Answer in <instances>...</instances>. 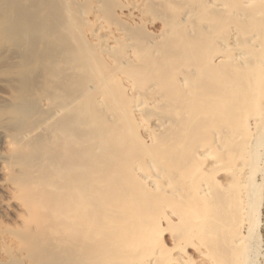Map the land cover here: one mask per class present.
<instances>
[{"label":"bare ground","instance_id":"obj_1","mask_svg":"<svg viewBox=\"0 0 264 264\" xmlns=\"http://www.w3.org/2000/svg\"><path fill=\"white\" fill-rule=\"evenodd\" d=\"M262 113L264 0H0V264H254Z\"/></svg>","mask_w":264,"mask_h":264},{"label":"rangeland","instance_id":"obj_2","mask_svg":"<svg viewBox=\"0 0 264 264\" xmlns=\"http://www.w3.org/2000/svg\"><path fill=\"white\" fill-rule=\"evenodd\" d=\"M155 29H157V26L154 27ZM260 120H262V123L260 124V133H259V138H258V141L259 142H264V113H262V115L260 117ZM261 149L264 151V146L261 147ZM246 170L247 172L249 171H252L250 168L246 167ZM255 172H253V175L250 179L248 183L249 186H256V187H259L260 190H261V194H262V199H263V202H262V205H261V209H260V217H259V220H258V226L257 227V236L259 237V242L260 245H258V249L254 250L252 252V259L254 260L253 263L254 264H264V160L261 161L260 165L258 166V168H255L254 169ZM249 211H247V214L245 216V220H244V227H247L249 225V221L251 220L250 219V216H249ZM256 223V224H257ZM244 231H246V229H244ZM166 244L167 246H171L172 244V241L169 237V235H166ZM259 252V253H258Z\"/></svg>","mask_w":264,"mask_h":264}]
</instances>
